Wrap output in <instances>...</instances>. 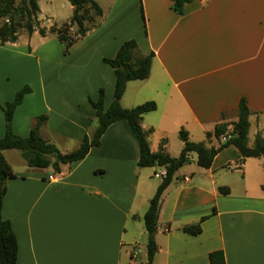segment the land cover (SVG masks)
<instances>
[{
  "label": "crops",
  "instance_id": "0c3cea01",
  "mask_svg": "<svg viewBox=\"0 0 264 264\" xmlns=\"http://www.w3.org/2000/svg\"><path fill=\"white\" fill-rule=\"evenodd\" d=\"M173 2L111 0L106 11L98 3L102 21L67 52L89 75L107 76V84L96 85L99 92L115 88L114 70L104 59L114 58L124 42L136 40L141 54H155L150 77L129 82L122 98L132 92L133 106L157 104V110L144 115L142 122L143 129L151 131L148 140L153 152L166 139L164 149L170 153L168 136L182 128L191 141L205 142L200 135L205 137L223 121H237L243 98L251 111L252 146L258 134L253 120L264 113V0H195L185 5L182 15L173 11ZM139 8L147 32L140 17H135L134 31L122 33L130 24L126 15L130 10L139 14ZM4 96L0 90V138L5 133L2 107L14 99ZM24 104L13 118V131L23 137L36 123L31 117L17 125L16 115ZM154 113L155 117H147ZM87 117L77 120L78 128L66 138L74 137L80 144L87 134ZM156 132L160 135L151 138ZM41 133L52 142L51 135L44 134V124ZM101 141L84 160L63 166L60 173L31 168L27 177L20 179L15 172L16 177L8 181L3 218L11 222L17 237V264L146 262L147 244L143 254L141 238L127 240L128 228L132 216H137L133 220L139 237L147 233H142L141 223L158 185L148 183L151 176L137 166L139 144L126 122L113 124ZM107 142L111 147L106 152ZM218 144L212 139L207 145ZM16 152L8 150L4 156ZM262 159L242 162L230 147L204 169L193 155L163 194L153 264H210L209 254L220 250L226 264H264V192L258 190L264 185ZM131 160L134 164L128 166ZM220 187H228L230 194H221ZM204 217L208 218L200 235L183 231Z\"/></svg>",
  "mask_w": 264,
  "mask_h": 264
},
{
  "label": "trees",
  "instance_id": "16d2710c",
  "mask_svg": "<svg viewBox=\"0 0 264 264\" xmlns=\"http://www.w3.org/2000/svg\"><path fill=\"white\" fill-rule=\"evenodd\" d=\"M74 7V13L70 20L62 26H52L50 33H54L58 40L66 46L67 51L78 40L87 36L90 29L85 23L90 21V11H94L97 17L103 16V10L95 0H68ZM195 0H174L172 9L178 15L184 13V7ZM40 6L37 0H0V40L2 45L15 44L22 31L29 36L38 31L43 37L48 31L40 26ZM143 20L145 21L142 9ZM76 26L75 37L69 35L70 30ZM155 54H141L138 50L136 40L124 42L119 48L116 56L112 59H104V62L113 68L116 80L113 100L108 108H105V91L100 90L99 99L90 100L95 110L97 127L92 134H86L81 140L78 148L71 152L62 153L60 149L41 133V128L46 121L45 117L36 118V123L30 130L28 136H19L13 131V118L17 108L23 103L25 96L31 93L29 87L18 91L14 99L7 102L3 107L5 118V133L0 138V264H17L18 241L13 231L11 222L3 218V207L7 194V183L16 177L12 166L4 156L8 150L20 152L24 162L32 169H52L60 173L62 167L84 160L91 149L101 146L102 137L115 123L124 121L130 128L132 135L139 144V168H164L166 176L162 179L155 196L150 201V206L144 215L147 240V260L144 264H153L158 252L156 234L161 209V200L164 192L173 182L177 172L192 161V156H197V165L204 169L211 168L216 156L223 150L233 147L239 154L241 161L248 158H264V137L257 134L253 145H249V131L251 127V111L247 100L243 98L238 107V119L230 124L225 121L217 124L213 131L207 132L208 140L219 141L217 147H209L205 142H194L190 140L189 132L182 128L179 131V139L183 143V149L178 157L171 156L164 149L166 139L162 141L158 151L153 152L148 140L151 131L143 129L144 115L157 110L154 101H148L133 108H124L121 100L125 94L127 84L133 81H144L150 77L151 68ZM232 126V130H230ZM264 192V185H262ZM219 192L229 195L228 187H220ZM213 213H216L214 209ZM134 218H137L134 216ZM204 217L197 224L187 225L183 231L192 236L202 233V223L207 220ZM210 264H226L223 251H215L209 254Z\"/></svg>",
  "mask_w": 264,
  "mask_h": 264
},
{
  "label": "rangeland",
  "instance_id": "374dc122",
  "mask_svg": "<svg viewBox=\"0 0 264 264\" xmlns=\"http://www.w3.org/2000/svg\"><path fill=\"white\" fill-rule=\"evenodd\" d=\"M16 1L19 2L20 0ZM37 1L40 6V13L38 16L40 26L45 27L48 34L43 37L37 31L32 36H29L26 31H22L16 44L2 45L0 43L2 47L0 51V90L1 93L5 94L4 98L13 99L18 91L26 86L29 87L31 93L26 95L24 100L25 104L16 115L17 125L20 126L25 124L31 117H35V121L36 118L45 117L44 134H46V136L51 135L50 138L52 143L56 142L60 150L71 152L78 147L79 142L75 140L74 137L66 138V136H68V133H72L78 128L77 120L82 119L84 116H88L87 134L89 135L96 129L98 123L93 114L95 111L91 106L90 100L96 101L99 99L100 92L96 85L107 84L108 78L107 76L99 78L94 75H89L87 72L90 71H86L87 69L82 67L81 63L76 61L73 56H69L66 46L58 40L54 33H50L49 30L52 26H62L72 17L74 7L69 1ZM96 2L100 3L106 11L111 0H96ZM138 13L139 14H134L133 11H129L126 15V18L130 19L129 28H125V30L121 31L122 33L134 31L135 17H140L143 32H147L146 18L144 21L142 8L141 10L140 8L138 9ZM88 16L91 17V20L85 23V27L90 30L98 26L103 19V16L97 17L94 11H90ZM0 23H2V20H0ZM77 29L78 28L74 26L72 30H70L69 35L75 37ZM113 92L114 88L113 90L108 89L105 92L106 107H108L113 100ZM128 93V96L121 101L124 108H132L131 106H133L131 105L133 103L130 101V98H132V92ZM153 115L157 114H150L147 117H155ZM254 119L253 128L256 129L259 135L264 136V113L258 115ZM123 130L125 135V129ZM178 134L174 131L168 136L170 155L172 153L179 156L183 149V143L179 139ZM159 135L160 132H156L151 138ZM200 138H205V143L208 144L206 136L204 137L203 135H200ZM250 138H253L252 131ZM110 147L111 145H108L107 142L105 149L106 152ZM16 153L17 154L12 156L7 154V160L17 176L20 179H23L27 177L31 168L26 165L20 152L17 151ZM262 160L264 161V159ZM129 163L128 166L134 164L132 163V160ZM185 167H187V165ZM50 169H47L46 172L51 171ZM155 170L160 172L159 168L154 169V171ZM142 171L151 176L150 180L147 181L148 183L158 186L160 185L162 179L155 176L153 169L144 168ZM254 174L258 175V171L256 170ZM258 190L263 191L262 186L260 189L258 187ZM156 191L154 192L153 197L155 196ZM149 206L150 202L148 208ZM133 219L136 218L132 216L130 220L127 240L136 237L135 240L138 241V239L141 238L138 242L143 248L144 254L146 251L148 235L145 232L146 234L143 237H139V232L137 233V222ZM142 220L143 222L141 225L143 233V230L146 231L144 217Z\"/></svg>",
  "mask_w": 264,
  "mask_h": 264
},
{
  "label": "built area",
  "instance_id": "2783aa9c",
  "mask_svg": "<svg viewBox=\"0 0 264 264\" xmlns=\"http://www.w3.org/2000/svg\"><path fill=\"white\" fill-rule=\"evenodd\" d=\"M155 176L157 178L163 179L166 176V169H163L162 171L155 173ZM49 179L52 180L53 179V176L51 175L49 177Z\"/></svg>",
  "mask_w": 264,
  "mask_h": 264
}]
</instances>
